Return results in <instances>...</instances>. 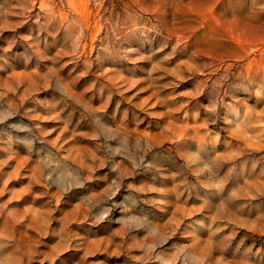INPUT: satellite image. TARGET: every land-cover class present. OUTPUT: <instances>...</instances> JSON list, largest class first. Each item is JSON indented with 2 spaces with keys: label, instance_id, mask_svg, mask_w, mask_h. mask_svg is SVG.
<instances>
[{
  "label": "rangeland",
  "instance_id": "rangeland-1",
  "mask_svg": "<svg viewBox=\"0 0 264 264\" xmlns=\"http://www.w3.org/2000/svg\"><path fill=\"white\" fill-rule=\"evenodd\" d=\"M0 264H264V0H0Z\"/></svg>",
  "mask_w": 264,
  "mask_h": 264
}]
</instances>
